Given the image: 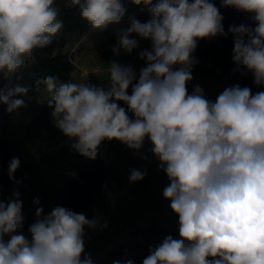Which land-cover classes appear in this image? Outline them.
Segmentation results:
<instances>
[{
  "label": "clouds",
  "instance_id": "obj_1",
  "mask_svg": "<svg viewBox=\"0 0 264 264\" xmlns=\"http://www.w3.org/2000/svg\"><path fill=\"white\" fill-rule=\"evenodd\" d=\"M54 3L0 0V73L9 81L0 88V103L10 114L29 107L22 98L29 88L12 78L21 80L17 73L26 58L51 45L64 26ZM130 3L142 5L151 18L130 17V26L117 31L112 52L131 55L140 40L150 42L138 51L144 61L138 74L112 60L108 87L49 75L34 90L43 85L49 94L53 126L70 150L95 160L105 141H118L141 160L149 161L151 153L157 172L166 175L162 196L178 217L179 238L168 235L150 247L142 264H264V91L237 83L213 100L198 83L188 88L200 63L194 55L199 41L229 34L232 73L250 74L257 88L264 87V0H221L220 7L248 14L254 24H232L227 31L211 0ZM65 6H78L82 19L101 32L127 13L125 0H68ZM20 166L13 157L8 167L17 186L23 183L15 178ZM147 175V168L133 167L129 183ZM20 197L14 190L7 202L0 199V264H95L85 237L87 230L103 229L99 217L59 205L45 214L37 207L25 235ZM33 204L40 205L39 196Z\"/></svg>",
  "mask_w": 264,
  "mask_h": 264
},
{
  "label": "rangeland",
  "instance_id": "obj_2",
  "mask_svg": "<svg viewBox=\"0 0 264 264\" xmlns=\"http://www.w3.org/2000/svg\"><path fill=\"white\" fill-rule=\"evenodd\" d=\"M67 2L68 0L65 4ZM156 2L157 0H153V3ZM125 4L127 13L122 21L119 24L110 25L102 32L94 31L82 19L78 6L66 7L63 5L57 9L58 19L64 25L59 31V34L65 39L63 51L72 53L75 65L69 78L62 82L84 83L79 76L80 70L89 69L91 71L96 69L98 73H90L88 82L108 87V68L112 60L125 65H132L137 74L139 73V69L144 66V61L138 58V51L150 48V42L140 40V49L134 50L131 55L121 53V55L116 56L112 52V47L117 42V31L129 27L130 15L143 8L142 5L135 6L131 4L130 0H125ZM197 83L204 88L206 95L213 100L225 87L232 85L222 71L213 73L203 79L194 78L188 85L189 92H191L193 85ZM130 93L131 89H129ZM47 97H49V94L43 88L29 100V113H27L29 107L27 109L21 108L8 116L7 125L4 128L0 126V134L5 135L10 140H16L14 152L15 157H19L21 160L19 172L21 180H23V193L20 198L23 201V206L32 202L36 196H39L40 202L44 198H49L52 195L53 188L55 189L54 192L62 191L63 175L66 168L74 167L77 163L82 165L80 160L68 156L67 138L61 132H59L57 138L51 140V144H48L45 136L25 135V122L31 114L38 110L41 100ZM120 103L121 106H124L122 102ZM148 147L149 145L146 142L145 150ZM32 150H38L41 153L39 159L32 157ZM103 159L106 172L105 182L112 186L116 197L109 199L99 195L84 212L88 218L94 215L99 217L101 224L104 225L102 230H87L88 236L85 237V250L87 253H91L94 262L98 260L99 256H102H98L100 252H105L125 238L126 235L122 238L121 234L123 233L121 229L124 226H135V223L138 224L137 226H141L150 219L151 214L155 216L170 209L169 202L162 196V190L168 183L167 177L163 172H157V163L153 160L151 153H149V161H144L134 157L132 151L126 149L118 141H106L103 149ZM133 167L142 170L143 168L148 169V175L143 181L129 183L128 176L130 169ZM0 191L7 192V198L12 193L2 183H0ZM66 195L65 186L63 196L66 197ZM41 206L44 210H47L50 208L51 202L43 201ZM114 240H116L115 243L111 245Z\"/></svg>",
  "mask_w": 264,
  "mask_h": 264
},
{
  "label": "trees",
  "instance_id": "obj_3",
  "mask_svg": "<svg viewBox=\"0 0 264 264\" xmlns=\"http://www.w3.org/2000/svg\"><path fill=\"white\" fill-rule=\"evenodd\" d=\"M211 2L216 4L224 16L223 26L225 31L232 24H252L248 14L238 13L233 8L220 7L221 0H211ZM133 16L141 22H147L151 18L146 9L130 15V17ZM128 24L130 25V19ZM64 45L65 39L57 33L51 45L34 49L32 55L26 58V65L17 73V75H22V79L17 81L15 77L12 78L13 84L19 83L29 88L28 94L22 97L26 103L44 88L43 85H40V91L34 90L37 80L49 75L58 76L61 81L69 78L75 65L72 53L63 51ZM233 47V38L230 34L227 38L218 36L212 40L199 41L194 55L200 63L193 70L194 78L203 79L213 73L222 71L232 85L239 83L241 87L247 86L252 89L253 93L264 91V87L257 88L253 84L250 74L241 77L238 73H232V69L235 67L232 61ZM8 84L9 81L4 79L3 74H1L0 88ZM49 98L50 96L41 100L38 110L29 116L24 124V132L26 136H45L48 143L51 144V140L57 138L60 131L53 126L52 109L47 105V99ZM6 107V105L0 103V126L2 128L7 125L8 116L15 113H8ZM29 110L30 107L27 109V113H29ZM105 143L106 141L100 146L99 155L95 160H89L81 156L78 152L70 150L68 146V156L80 160L82 165L75 174H68L67 172L64 174L66 197L60 191L49 198L43 199V201L51 202L50 208L44 210L45 214L50 213L58 205L82 213L90 202L100 195L101 186L106 181L105 163L102 155ZM15 147L16 140H10L5 135L0 134V183L6 185L8 191L13 192L15 190L22 194V184L19 186L13 184L8 176L9 163L15 157ZM15 178L21 180L19 169L15 173ZM0 199L7 202V192L0 191ZM43 201L40 202V205H35L32 201L23 206V232L25 235H28L29 225L35 222L36 208L42 207ZM168 235L178 238V217L170 209L152 216L143 225L130 229L125 238L103 252L95 264H114V262L123 264L124 261L129 259L133 261V264H142L143 259L149 255V248H154L162 243ZM5 239L7 240L8 237H5Z\"/></svg>",
  "mask_w": 264,
  "mask_h": 264
},
{
  "label": "built area",
  "instance_id": "obj_4",
  "mask_svg": "<svg viewBox=\"0 0 264 264\" xmlns=\"http://www.w3.org/2000/svg\"><path fill=\"white\" fill-rule=\"evenodd\" d=\"M90 73H98V70L93 69V70H89V69H82L80 70L79 76L81 77V79L83 80L84 83H87L89 80V74ZM40 152L38 150H32L31 151V155L34 159H39L40 158ZM68 174H75V172L73 171H67ZM100 195H103L109 199H112L115 197V193L112 189V187L107 183L104 182L101 186V190H100Z\"/></svg>",
  "mask_w": 264,
  "mask_h": 264
},
{
  "label": "crops",
  "instance_id": "obj_5",
  "mask_svg": "<svg viewBox=\"0 0 264 264\" xmlns=\"http://www.w3.org/2000/svg\"><path fill=\"white\" fill-rule=\"evenodd\" d=\"M65 2H66V0H55V3H54V7H56V6H58L57 7V9L58 8H60L61 6H63V5H65ZM59 33V32H58ZM43 137V136H42ZM49 144V143H48ZM102 155H103V153H102ZM81 167V163H77V165H75L74 167H72V166H70V168H66V172L67 171H73V172H76L79 168ZM65 172V173H66ZM64 176V175H63ZM64 180V179H63ZM110 185V184H109ZM111 186V185H110ZM112 187V186H111ZM62 192H64V190H65V182H63V185H62ZM55 191V189L53 188V190H52V192H51V194L52 195H55L57 192H54ZM51 195V196H52ZM116 197V196H115ZM114 197V198H115ZM97 198V197H96ZM96 198L95 199H93L91 202H90V204L85 208V210L89 207V206H91L93 203H94V201L96 200ZM114 198H112V199H114ZM85 210L82 212V213H84L85 212ZM152 216H154V214L152 215L151 214V216H150V218L152 217ZM136 224V225H135ZM134 225L135 226H137L138 224L137 223H135ZM135 226H130V225H127V226H124V228H122L121 230H123L122 232L123 233H121L122 234V238H124V236L125 235H127V232L130 230V229H132L133 227H135ZM115 241L116 240H114V242H112V244L111 245H113V243H115ZM110 245V246H111ZM101 253L102 252H100L99 254H98V256L99 255H101ZM100 257V256H99Z\"/></svg>",
  "mask_w": 264,
  "mask_h": 264
}]
</instances>
